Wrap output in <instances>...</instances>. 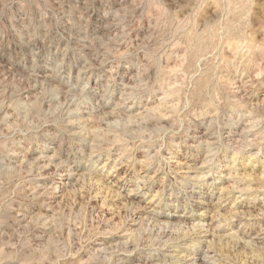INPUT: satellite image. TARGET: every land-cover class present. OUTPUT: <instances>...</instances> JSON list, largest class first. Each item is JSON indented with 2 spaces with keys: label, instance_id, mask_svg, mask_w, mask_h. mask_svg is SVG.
I'll return each instance as SVG.
<instances>
[{
  "label": "rangeland",
  "instance_id": "obj_1",
  "mask_svg": "<svg viewBox=\"0 0 264 264\" xmlns=\"http://www.w3.org/2000/svg\"><path fill=\"white\" fill-rule=\"evenodd\" d=\"M0 264H264V0H0Z\"/></svg>",
  "mask_w": 264,
  "mask_h": 264
},
{
  "label": "bare ground",
  "instance_id": "obj_2",
  "mask_svg": "<svg viewBox=\"0 0 264 264\" xmlns=\"http://www.w3.org/2000/svg\"><path fill=\"white\" fill-rule=\"evenodd\" d=\"M121 13V12H120ZM115 22V21H114ZM119 31V30H118ZM120 33V32H119ZM81 34V33H80ZM32 39V38H31ZM29 52V51H28ZM33 65V64H32ZM3 67V66H2ZM58 69V68H57ZM29 70V69H28ZM43 73H45V72H43ZM34 74V73H33ZM32 74V75H33ZM46 75V74H45ZM54 75V74H53ZM40 76V75H39ZM47 76V75H46ZM48 76H50V75H48ZM41 77H43V76H41ZM49 78V77H48ZM80 78V77H79ZM137 78V77H136ZM139 78H140V76H139ZM132 80H134V79H132ZM129 81V80H128ZM131 82V81H130ZM126 83V82H125ZM135 83V82H134ZM55 84V83H54ZM128 84V83H127ZM76 87V86H75ZM132 88V87H131ZM134 88V87H133ZM132 88V89H133ZM127 92H128V88H127ZM125 93V94H129V93ZM123 99V98H122ZM109 100V99H108ZM125 102V101H124ZM123 102V103H124ZM126 103V102H125ZM118 104H121V103H118ZM115 106V105H114ZM120 106V105H119ZM121 106H123V105H121ZM120 106V107H121ZM115 109V108H114ZM118 109V108H117ZM131 111V110H130ZM112 112V111H111ZM115 112H116V110H115ZM115 112H113L114 113V115H115ZM112 114V113H111ZM118 114V113H117ZM114 115H113V117H114ZM103 116V115H102ZM116 116V115H115ZM112 117V116H111ZM119 117V116H118ZM114 119V118H113ZM115 120V119H114ZM119 120V119H118ZM121 120V119H120ZM50 149V148H49ZM47 153V152H46ZM22 154V153H21ZM51 154V153H50ZM49 154V155H50ZM53 155V154H52ZM51 156V155H50ZM53 156H55V155H53ZM57 157V156H56ZM46 158H47V155H46ZM54 158V157H53ZM40 159V158H39ZM57 159V158H56ZM56 159H53V160H56ZM41 160H43L44 161V159L42 158ZM49 160V159H48ZM52 159H50V161H51ZM60 160H63V159H61L60 158ZM66 160V159H65ZM36 161H37V159H36ZM40 161V160H39ZM41 162V161H40ZM65 162V161H64ZM50 163V162H49ZM54 163V162H53ZM63 163V162H62ZM55 164V163H54ZM17 166V165H16ZM203 166V165H202ZM47 167V166H46ZM50 166H48L47 168H49ZM60 167H61V165H60ZM60 167H58V168H60ZM52 171V170H51ZM56 171V170H55ZM65 171V170H64ZM59 172V171H58ZM61 174V173H60ZM65 175H67L66 173H64ZM70 174V173H69ZM68 176V175H67ZM65 177V176H64ZM40 178V177H39ZM62 182H63V180H61ZM66 181V180H65ZM66 185V184H65ZM64 187H66V186H64ZM204 202V201H203Z\"/></svg>",
  "mask_w": 264,
  "mask_h": 264
}]
</instances>
